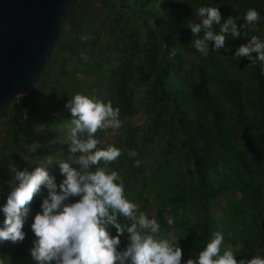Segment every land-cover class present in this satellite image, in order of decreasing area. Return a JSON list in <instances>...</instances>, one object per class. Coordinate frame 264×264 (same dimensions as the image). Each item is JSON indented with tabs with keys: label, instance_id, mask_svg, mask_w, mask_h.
Returning a JSON list of instances; mask_svg holds the SVG:
<instances>
[{
	"label": "rangeland",
	"instance_id": "1",
	"mask_svg": "<svg viewBox=\"0 0 264 264\" xmlns=\"http://www.w3.org/2000/svg\"><path fill=\"white\" fill-rule=\"evenodd\" d=\"M176 1L182 2L189 8L193 22H198L196 10L199 8V0ZM239 1L247 2L251 9L258 12L260 19L250 24L255 31V36L264 39V0ZM143 9L139 0H75L73 2L71 12L74 15L71 18L79 22V29L76 31L80 38L77 39L73 36L74 29H69L65 25L60 26L57 39L59 47H55L50 61L41 73L39 82L33 85L28 94L14 97L15 100H21L30 96L37 106V115L29 124L27 132L22 134L24 136H20L19 143L14 144L10 138L9 117L13 98L0 114V187L3 189L0 192V203L5 201V197L14 183V168L17 170H23V167H28L31 170L36 166L44 169L51 168L50 173L47 172L55 177L56 183L59 184L63 180V176L59 172V163L69 161L70 157L75 159L79 153L73 154L68 150L71 124L67 117L62 116L61 112H69L65 104L74 94L94 93L99 99L110 101L114 108H118L121 120V127L118 129L97 130L95 135L100 140L98 147L114 145L120 148L121 155L106 164L102 161L98 162L96 167H107L118 172L125 185L124 194L136 205L138 214L142 211L149 217H155L158 221L156 211L160 209L163 221L167 226V228L160 226V235L168 238L172 243H177L181 248V258H183L189 244L188 234L186 232L179 233L177 229L178 223L175 222L176 218L172 213V200L178 197L180 192L186 190L190 179L194 176L190 174V170L188 172L187 165L183 162V151L180 148L181 124L176 119L170 122L171 108L168 104L153 101L151 94H154V91L150 87L149 80L141 83L140 94L133 97L131 104L124 108L116 98H109L108 95H105V88L109 82L106 83L104 74L96 73L93 70V68L105 65L106 54L104 52H107L105 48L111 42L117 46V51L113 54L122 58V64L128 62L138 64L140 62L139 59L142 55L138 48L141 38H144L142 33L147 30V26L153 24L149 14L144 13ZM86 35L92 37V43L83 45L85 49L80 54V62H77V56L71 54L63 46L67 43L82 45L81 42L83 38H86ZM195 38L190 35L184 53L180 54L181 60L176 62L173 71L164 79L169 89L182 96L189 93L191 85L195 82L194 62L196 56L205 53L199 52L193 47L192 41ZM237 47L235 38L225 34L224 46L221 48L223 53L220 55L219 63L241 79L244 98L247 100L253 85L249 80L246 57L236 58L234 56ZM150 50L146 53L148 56L151 54ZM80 64L81 66H79ZM261 65L264 73V64ZM63 70L65 71L64 76L60 75ZM58 82H60L59 85ZM210 90L213 91L212 87ZM222 108L226 112L229 141L239 145L229 105L223 103ZM147 110H150L149 114H146ZM257 139L259 153L253 159L255 197L248 202L242 194L235 191V194L217 197L215 201L209 202L208 206L213 214V232H222L223 241L225 236L240 234L241 228L248 227V231L252 235L251 240H255L257 245L264 248L263 127H258ZM20 148H26V150L15 156L12 150L19 151ZM37 148H41L42 151L51 155L28 158L29 152H36ZM128 150L137 152L138 155L134 159L139 160V164H135L134 159L127 156ZM55 155L60 156L56 162L52 161ZM2 160L5 161L2 163ZM71 166L76 167V165ZM230 171H227L229 180L221 176L219 181V178L213 174H208V177L212 176V184L226 183L236 188L237 179L234 180ZM44 196H46V190L42 188L40 193L34 195V199L39 200ZM234 204L244 209L243 225L241 217L233 211ZM27 212L26 210L23 225L32 222V218L28 216ZM169 218L172 219L171 225L167 223ZM2 219L3 217L0 215V221ZM119 222L122 225L131 223L124 217H120ZM260 233L261 238L257 236ZM123 237L127 243V234L125 233ZM224 249L225 246L222 242L221 251ZM0 255L2 254L0 253ZM3 256L7 258L9 264H36L32 258H28L26 262L24 259L20 262L7 255ZM234 258L247 260L251 257L241 253Z\"/></svg>",
	"mask_w": 264,
	"mask_h": 264
},
{
	"label": "trees",
	"instance_id": "2",
	"mask_svg": "<svg viewBox=\"0 0 264 264\" xmlns=\"http://www.w3.org/2000/svg\"><path fill=\"white\" fill-rule=\"evenodd\" d=\"M139 1L144 7V13L149 14L153 21L152 26H147V30L142 33L144 38H141L138 48L142 55L139 59L140 62L138 64L132 62L122 64V58L113 54L117 51V46L111 42L105 48L107 51L104 52L106 54L105 65L96 66L97 68H93V70L96 73L104 74L106 83L109 82L105 88V95H108L109 98H116L124 108L131 104L133 97L140 94L141 83L149 80L150 87L154 91V94H151L153 101L168 104L171 108L170 122L176 119L181 124L180 148L183 151V162L187 165L188 172L190 170V174L194 176L190 179L186 190L180 192V195L172 200V213L176 218L175 222L178 223L177 229L179 233L186 232L188 234V248L181 258V264H184V261L189 258L195 259L197 252L202 250L211 238L213 214L208 206L209 202L215 201L217 197L235 194V191L242 194L248 202L255 197L253 159L259 153L257 129L259 126L264 128V73L259 61L250 62L246 58L249 80L253 88L245 100L241 79L219 63L223 51L221 48L212 51V42H209L208 51L195 58V82L191 85L189 93L182 96L169 89L164 79L173 71L176 62L181 60L180 54L184 53L188 39L192 35L188 28L193 23L191 11L182 2L176 0ZM72 5L73 3L66 8L60 26L65 25L69 29H74L73 36L79 39L80 35L76 31L79 29V22L71 18L74 15L71 12ZM201 6H216L221 13V23L228 16L237 18L238 28L243 25L241 35L235 38L237 46L246 43L251 36L255 35L250 22L244 20L245 13L251 9L247 2L199 0L198 7ZM213 30L218 32L219 25H215ZM91 39L92 37L86 35V38H83L81 42L82 45L67 43L63 47L77 56L76 60L80 62V54L85 49L83 45L92 43ZM57 46L59 47V41L52 47L35 83L39 82L41 73ZM149 50L151 51L150 56L146 54ZM252 55L255 56L254 53ZM61 74L64 76L65 71L63 70ZM210 87L213 91L210 90ZM55 93L57 92L55 91ZM13 99L9 117L10 138L14 144H17L21 141L20 136L27 132L29 124L37 115V106L30 96L21 100ZM223 103L229 105L239 145L229 141L226 112L222 108ZM149 111L147 110L146 114H149ZM61 114L68 118L69 123L71 122L70 112H61ZM26 148H20L19 151L12 150V152L18 156ZM47 154L48 152L37 148L36 152H29L28 158L51 155ZM59 159L60 156L55 155L52 161L56 162ZM63 159L65 160L66 157L64 156ZM4 161L2 160V163ZM23 169L29 170L30 168L23 167ZM50 169L45 168L49 173ZM226 170H231L234 180L237 179L236 188H234L235 184H232L234 187L226 183L212 184V176L208 177V174H213L219 178V181L221 176L229 180ZM34 198L33 196L32 201L25 205L27 214L31 218L40 211L39 204L42 199ZM233 211L241 217L243 225L244 209L234 204ZM156 215L160 226L167 228L160 209L156 211ZM119 219L120 217H118V221ZM30 224L23 225L22 231L25 233L23 241L15 244L4 241L3 244H0L2 255H7L20 262L23 259L26 262L28 258H31L29 249L32 247L35 237L30 229ZM110 232L115 234L114 229H110ZM257 236L262 237L261 233ZM251 237L248 227H243L240 234L225 236L223 244L225 248L230 247L236 257L241 253L250 257L257 254L264 256V248L257 245L255 240H251ZM120 241L119 247H123L126 239L121 236Z\"/></svg>",
	"mask_w": 264,
	"mask_h": 264
},
{
	"label": "clouds",
	"instance_id": "3",
	"mask_svg": "<svg viewBox=\"0 0 264 264\" xmlns=\"http://www.w3.org/2000/svg\"><path fill=\"white\" fill-rule=\"evenodd\" d=\"M196 15L198 22L188 28L196 37L192 44L199 52L208 51L209 42H212V51L222 48L225 34L233 38L241 35L243 25L238 28L237 18L228 16L221 23L216 6H201ZM259 19L255 9L247 10L244 15V20L250 23ZM215 25H219L218 32L213 30ZM234 56L264 64V39L251 36L235 49ZM65 107L72 116L68 150L79 155L59 163L63 176L59 184L40 166L31 170L13 169L14 183L5 201L0 203L3 217L0 244L23 241L25 205L43 188L46 196L41 199L40 211L30 224L35 239L29 254L36 264H181V248L160 235V224L155 217L142 211L137 213L136 205L124 194L125 185L118 172L94 167L98 162L106 164L121 155L120 148L114 145L98 147L100 140L95 135L98 129L121 127L119 109L94 93L74 94ZM137 155L135 150L127 151L130 159ZM134 163L139 164V160L134 159ZM118 217L127 218L131 223L122 225ZM167 223L171 225L172 219ZM110 229L115 230L114 235ZM125 233L127 243L120 248V237ZM222 242L223 233L213 232L195 259L189 258L184 264H264V256L259 254L247 260L235 259L230 247L221 251ZM0 264H9L3 255H0Z\"/></svg>",
	"mask_w": 264,
	"mask_h": 264
},
{
	"label": "water",
	"instance_id": "4",
	"mask_svg": "<svg viewBox=\"0 0 264 264\" xmlns=\"http://www.w3.org/2000/svg\"><path fill=\"white\" fill-rule=\"evenodd\" d=\"M74 1L0 0V114L12 98L31 92Z\"/></svg>",
	"mask_w": 264,
	"mask_h": 264
}]
</instances>
